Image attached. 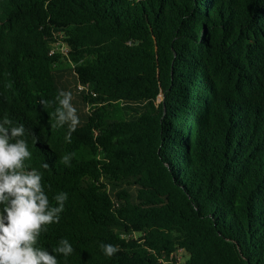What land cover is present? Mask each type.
<instances>
[{
  "label": "trees",
  "instance_id": "obj_1",
  "mask_svg": "<svg viewBox=\"0 0 264 264\" xmlns=\"http://www.w3.org/2000/svg\"><path fill=\"white\" fill-rule=\"evenodd\" d=\"M62 56L84 110L71 143ZM5 116L50 206L67 193L35 245L58 264H264V0H0Z\"/></svg>",
  "mask_w": 264,
  "mask_h": 264
},
{
  "label": "clouds",
  "instance_id": "obj_2",
  "mask_svg": "<svg viewBox=\"0 0 264 264\" xmlns=\"http://www.w3.org/2000/svg\"><path fill=\"white\" fill-rule=\"evenodd\" d=\"M59 107L55 109L54 127L68 125L65 137L71 143L72 133L79 125L77 110L72 104V94L60 90L56 97ZM51 102L41 100L42 105ZM12 121L6 116L0 121V264H58L55 255L36 247L41 231L47 225L58 223L60 213L68 199L67 193L55 195L56 206H50L42 185V175L36 169H28L26 160L31 159L27 142L21 139L25 128L8 127ZM14 141V142H12ZM73 154L61 157V163L70 166ZM48 168V164L43 165ZM106 257L111 258L119 250L112 244H99ZM74 248L65 238L59 241L53 252L65 259L74 253Z\"/></svg>",
  "mask_w": 264,
  "mask_h": 264
},
{
  "label": "rangeland",
  "instance_id": "obj_3",
  "mask_svg": "<svg viewBox=\"0 0 264 264\" xmlns=\"http://www.w3.org/2000/svg\"><path fill=\"white\" fill-rule=\"evenodd\" d=\"M54 49H58L57 47H54ZM65 48H61V52L64 53ZM70 64L67 60L63 58V56L60 58L59 62H57V68H56V76L58 83L64 87L65 92H70L72 94V104L77 110V115L79 117V121H82V113H83V107H82V98L80 91L74 87V84L72 82L70 70H69ZM160 101V97L157 99V102ZM178 262L182 263L184 261V258L186 257V253L183 250L178 251Z\"/></svg>",
  "mask_w": 264,
  "mask_h": 264
},
{
  "label": "built area",
  "instance_id": "obj_4",
  "mask_svg": "<svg viewBox=\"0 0 264 264\" xmlns=\"http://www.w3.org/2000/svg\"><path fill=\"white\" fill-rule=\"evenodd\" d=\"M78 88L81 89V88H82V85H78ZM179 250H183V249H179ZM179 250H178V251H179ZM177 256H178V254H176V259H177ZM177 261H178V259H177ZM178 263H180V262H178ZM182 263H183V262H182Z\"/></svg>",
  "mask_w": 264,
  "mask_h": 264
}]
</instances>
